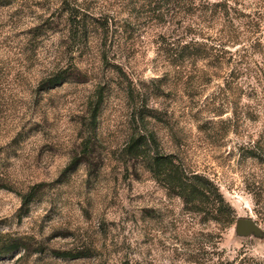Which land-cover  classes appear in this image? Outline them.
<instances>
[{"label": "rangeland", "instance_id": "374dc122", "mask_svg": "<svg viewBox=\"0 0 264 264\" xmlns=\"http://www.w3.org/2000/svg\"><path fill=\"white\" fill-rule=\"evenodd\" d=\"M60 1L0 6V250L22 246L0 264H264V199L247 189L264 196V170L239 152L264 127L263 48L176 57L181 32L119 0H88L93 25L71 40ZM139 136L145 160L128 148ZM169 162L213 181L234 223L189 210ZM239 218L262 235H238Z\"/></svg>", "mask_w": 264, "mask_h": 264}, {"label": "trees", "instance_id": "16d2710c", "mask_svg": "<svg viewBox=\"0 0 264 264\" xmlns=\"http://www.w3.org/2000/svg\"><path fill=\"white\" fill-rule=\"evenodd\" d=\"M14 0H0V6H9ZM125 3V7L137 13L136 18H145L147 22L160 26H173L179 31L178 40L169 43L173 54L178 56L195 55L196 58L208 59L218 57L219 53L225 51V47H245L253 41L249 48L242 50L244 54L253 51L256 47H262L264 53V0H119ZM60 10L66 14L68 22V38H85L88 34V26L93 25L89 21L88 0H61ZM93 20V19H90ZM95 20V19H94ZM100 21V19H99ZM111 23L108 19L102 24L105 37H108ZM220 29L208 30L210 27ZM106 26V29H104ZM107 30V31H106ZM162 39V37H161ZM202 40V41H200ZM212 46L208 48V43ZM170 42V41H169ZM164 45L163 43L161 46ZM252 49V50H251ZM216 51L215 54L211 51ZM236 54H233V58ZM244 58V55L242 56ZM241 55L239 58H242ZM230 58V59H231ZM237 58V57H236ZM243 59L238 63L241 65ZM69 79L65 74L57 75L52 85L65 83ZM232 122V119L229 120ZM135 151L137 158L146 159L147 150L150 148L148 138L139 136L128 147ZM242 160L257 162L264 170V127L251 133L248 141L239 148ZM173 157V156H171ZM171 166L170 185L171 189H180L186 199L189 210L200 209V205L207 209L210 205V212L213 218L225 226H230L235 221L234 210L226 202L220 188L209 178L204 176L186 174L181 166L174 162L168 163ZM263 182L255 181L247 185L249 193L252 194L256 205H260L264 196L260 195ZM256 189L259 192H256ZM212 194L211 197H209ZM30 200L25 199V204ZM201 210V209H200ZM257 213L264 220V211ZM85 249V248H84ZM20 242H12L9 246L0 250V256L8 255L14 251H21ZM57 257L70 260L89 258L87 250H70L65 252H54ZM257 264V263H254Z\"/></svg>", "mask_w": 264, "mask_h": 264}, {"label": "water", "instance_id": "95a60500", "mask_svg": "<svg viewBox=\"0 0 264 264\" xmlns=\"http://www.w3.org/2000/svg\"><path fill=\"white\" fill-rule=\"evenodd\" d=\"M235 229L240 236H249L254 234L261 236L262 232L258 223L253 218H239L236 221Z\"/></svg>", "mask_w": 264, "mask_h": 264}]
</instances>
